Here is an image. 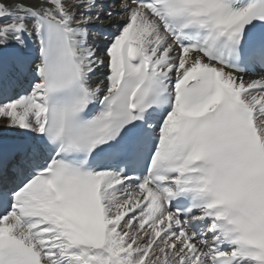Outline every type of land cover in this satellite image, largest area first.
I'll use <instances>...</instances> for the list:
<instances>
[{
  "label": "snow or ice",
  "instance_id": "6c2138e0",
  "mask_svg": "<svg viewBox=\"0 0 264 264\" xmlns=\"http://www.w3.org/2000/svg\"><path fill=\"white\" fill-rule=\"evenodd\" d=\"M0 264H264V0H0Z\"/></svg>",
  "mask_w": 264,
  "mask_h": 264
},
{
  "label": "bare ground",
  "instance_id": "6f19581e",
  "mask_svg": "<svg viewBox=\"0 0 264 264\" xmlns=\"http://www.w3.org/2000/svg\"><path fill=\"white\" fill-rule=\"evenodd\" d=\"M9 2H11V0H9ZM102 71V69H101ZM98 79L96 77H93V82L97 81Z\"/></svg>",
  "mask_w": 264,
  "mask_h": 264
}]
</instances>
